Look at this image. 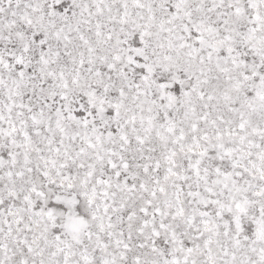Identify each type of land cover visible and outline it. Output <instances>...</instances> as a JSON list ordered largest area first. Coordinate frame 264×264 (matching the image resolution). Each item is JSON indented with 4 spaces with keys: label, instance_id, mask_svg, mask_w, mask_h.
I'll return each instance as SVG.
<instances>
[{
    "label": "snow or ice",
    "instance_id": "snow-or-ice-1",
    "mask_svg": "<svg viewBox=\"0 0 264 264\" xmlns=\"http://www.w3.org/2000/svg\"><path fill=\"white\" fill-rule=\"evenodd\" d=\"M0 264H264V0H0Z\"/></svg>",
    "mask_w": 264,
    "mask_h": 264
}]
</instances>
